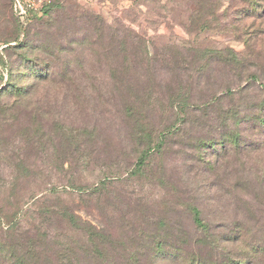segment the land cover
I'll return each mask as SVG.
<instances>
[{
  "label": "rangeland",
  "instance_id": "obj_1",
  "mask_svg": "<svg viewBox=\"0 0 264 264\" xmlns=\"http://www.w3.org/2000/svg\"><path fill=\"white\" fill-rule=\"evenodd\" d=\"M263 4L57 0L18 35L10 0H0V241L10 239L11 217L30 236L34 223L44 243L82 239L65 231L67 211L107 236L94 249L71 245L73 264H219L264 243V206L248 199L247 218L222 185L239 162L206 156L217 175L196 162L216 109L262 98L250 76L264 84ZM210 50H230L243 63ZM52 119L97 131L73 149L45 127ZM145 133L153 143L166 139L145 173L131 177ZM262 156L246 158L251 176L264 168Z\"/></svg>",
  "mask_w": 264,
  "mask_h": 264
},
{
  "label": "trees",
  "instance_id": "obj_2",
  "mask_svg": "<svg viewBox=\"0 0 264 264\" xmlns=\"http://www.w3.org/2000/svg\"><path fill=\"white\" fill-rule=\"evenodd\" d=\"M11 2L12 14L16 23L17 34H23L26 32L28 27L35 21L42 19L49 8L46 7L42 9L40 15H33L30 22L23 24L13 12V1ZM254 2V1H253ZM252 2V3H253ZM262 10H264V4L262 5ZM252 11L257 10L252 7ZM210 57L221 56L227 57L228 61L242 65V60L239 59L233 52L228 50L226 54L222 51H205ZM204 52V53H205ZM27 70H33L35 66L29 64L25 65ZM50 70H46L49 72ZM43 79V78H40ZM256 76H250V85H255L258 88L261 99H248L246 97H241L240 104L235 106H229L225 109H215L214 104L216 101L210 103L211 106L208 107L207 111H214V114L210 116L212 123L207 125L209 129L213 132L207 135L206 138L201 139L198 142L199 147L202 150L196 156V162L200 167L207 166L213 175H217L218 167L217 164H210V160H206V156L213 158L216 162L221 159L223 161L228 160V158H233L239 162L238 166L231 168L229 178H224L222 185L227 187L230 193L235 199V205L238 209L243 211L245 217L249 216V201L248 199H253L255 204L264 206L262 196L264 195V168L259 166L257 171H252L253 176L248 172L250 165H247L246 158L254 157V161L262 158L264 152V84L256 80ZM11 93L16 97L25 96L22 95V88L14 87ZM241 92H244V88ZM4 90V89H3ZM237 93V95H239ZM236 92H229L227 95L229 101L233 99ZM249 101V102H248ZM214 108H213V107ZM187 108V105L183 106ZM183 108V109H184ZM211 113V112H210ZM49 131H52L53 135H60L65 138L67 146L73 149H79L86 145H90V140L94 137L97 129H89L88 127H73L63 123L59 119H52L50 122L45 121ZM51 124V125H48ZM142 138L144 139L142 143V148L140 155L137 158L136 164L133 170L130 172L129 176H141L145 173L147 164L153 155V152H159L162 143L165 142L166 136L164 133L159 135L156 143L152 142L150 134L145 133ZM50 141V140H49ZM85 141V142H84ZM51 146L54 147L53 142ZM251 206V205H250ZM188 210L192 215V220L197 228L205 231L207 234L209 232V225L204 222L201 217V212L196 205L192 204L188 206ZM0 218L6 214L0 210ZM65 218L66 229L65 231L73 235H81L82 239H71L68 240L64 238L63 241H59V237L51 238L55 241H42L46 239V236H40L37 232V227L33 223L31 225V236L28 235V231L24 232L25 229L22 228L19 221L11 217L8 222L5 223L7 226L8 242L0 241V264H73L71 258H75V251H71L73 245L78 250H83L86 246L93 247L97 241L104 243L107 236L103 235L102 230L95 228L90 223L83 222L75 216L73 213H68L67 211L62 214ZM1 229V227H0ZM58 238V240H56ZM48 240V239H46ZM153 240L154 249L158 253H162L163 244L162 241H158L157 237L154 236ZM66 241V242H65ZM57 245V246H56ZM70 247V248H69ZM250 253L247 257L240 259L237 258H227L223 263L219 264H261L264 259V243H258L254 246H249ZM63 255V256H62ZM174 255V254H172ZM54 260H52V259ZM75 261V260H74ZM193 261H187L186 264H191Z\"/></svg>",
  "mask_w": 264,
  "mask_h": 264
},
{
  "label": "built area",
  "instance_id": "obj_3",
  "mask_svg": "<svg viewBox=\"0 0 264 264\" xmlns=\"http://www.w3.org/2000/svg\"><path fill=\"white\" fill-rule=\"evenodd\" d=\"M13 12L23 23L30 22L33 15H40L42 9L49 7L57 0H12Z\"/></svg>",
  "mask_w": 264,
  "mask_h": 264
}]
</instances>
